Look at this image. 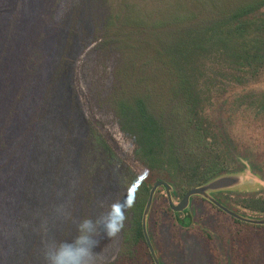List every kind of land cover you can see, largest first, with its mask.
I'll use <instances>...</instances> for the list:
<instances>
[{
    "label": "rangeland",
    "instance_id": "obj_1",
    "mask_svg": "<svg viewBox=\"0 0 264 264\" xmlns=\"http://www.w3.org/2000/svg\"><path fill=\"white\" fill-rule=\"evenodd\" d=\"M108 12L106 0H0V264H39L36 249L20 251L16 259L11 243L16 217L57 208L61 218L55 237L60 239L65 202L73 191L80 224L84 219L96 222L94 217L130 191L133 196L141 193L138 211L144 213L145 185L144 191L134 190L123 179V167L110 161L89 134L88 119L115 129L123 121L122 100L139 105L138 98H124L128 54L100 42V25ZM251 79L207 90V113L229 138L235 161L229 171L179 188L175 203L189 188L233 174L239 176L237 183L210 193L228 200L233 210L264 218V111L254 98L244 100L246 94L264 93V75ZM81 102L90 112L82 110ZM187 129L185 145L191 132ZM202 158H210L209 153ZM145 172L153 184L165 179L176 188L163 172ZM211 202L194 195L188 206L192 223L185 227L168 211L166 189H157L149 216L164 263L264 264V224L237 222ZM37 236H44L42 227Z\"/></svg>",
    "mask_w": 264,
    "mask_h": 264
},
{
    "label": "trees",
    "instance_id": "obj_2",
    "mask_svg": "<svg viewBox=\"0 0 264 264\" xmlns=\"http://www.w3.org/2000/svg\"><path fill=\"white\" fill-rule=\"evenodd\" d=\"M106 2L109 12L100 25L99 39L103 46L114 45L128 54L124 66L126 96L122 95L138 98L139 105L134 108L128 98L122 100L123 121L116 123L118 129L105 122L109 127L104 129L88 119L93 141L110 161H118L124 169L123 179L130 181L134 190L144 191L145 185V201L153 185L145 176L147 169L167 175L176 185L173 195H179V188L185 190L229 171L235 161L230 140L207 113V90L221 89L227 83L247 84L251 78L264 75V0ZM249 94L244 100L254 98L264 111V93ZM80 107L85 113L90 112L82 102ZM185 129L191 131L187 145ZM205 153L210 158L204 160ZM139 194L134 196L125 227L116 237H107L102 223H97L93 233L98 241L95 251L100 252L104 264H156L143 232ZM217 198L232 208L228 200ZM73 199L74 191L65 202L67 216L60 239L55 237L61 218L57 208L16 217V226L11 230L16 259L20 251L36 249L39 264H46L44 253L50 242L73 241L80 234V217L77 205L72 206ZM167 209L177 217L178 224L191 226L193 216L189 207L184 217V212L170 206ZM102 216L94 218L98 221ZM150 217L149 233L161 264H165ZM38 227H42L44 234L41 238L37 236ZM202 231L211 236L207 229Z\"/></svg>",
    "mask_w": 264,
    "mask_h": 264
},
{
    "label": "clouds",
    "instance_id": "obj_3",
    "mask_svg": "<svg viewBox=\"0 0 264 264\" xmlns=\"http://www.w3.org/2000/svg\"><path fill=\"white\" fill-rule=\"evenodd\" d=\"M134 203L135 198L130 191L124 199L111 202L98 221L84 219L79 226L80 234L73 241L50 242L44 253L46 264H104L100 252L95 251L98 241L93 233L96 232L97 223H102L107 237H116L124 229L127 210Z\"/></svg>",
    "mask_w": 264,
    "mask_h": 264
},
{
    "label": "water",
    "instance_id": "obj_4",
    "mask_svg": "<svg viewBox=\"0 0 264 264\" xmlns=\"http://www.w3.org/2000/svg\"><path fill=\"white\" fill-rule=\"evenodd\" d=\"M239 179V176L237 175H223L219 176L217 178H214L213 180L209 181L208 183L200 186H193L189 188L181 200L178 203L174 202L173 199V186L170 184L167 180L165 179H158L154 182L153 186L150 189L149 197L147 200V204L143 213V218H142V227H143V232L147 241V244L149 246V249L151 251V254L156 262V264H161V261L159 259V256L157 254V251L155 249L154 243L152 241V238L149 233V228H148V217L150 210L152 208V204L154 201L155 193L159 187H164L166 189L167 195H168V200H169V205L174 211H184L185 209L188 208L190 205L192 196L194 195H203L204 197H207L212 201L214 204H216L219 208L224 210L225 212L229 213L230 215L246 221L250 223H258V224H264V218L262 217H251V216H246L236 210H233L230 208L228 205L224 204L222 201L214 197L210 191L213 190H218L226 187H230L237 183Z\"/></svg>",
    "mask_w": 264,
    "mask_h": 264
}]
</instances>
